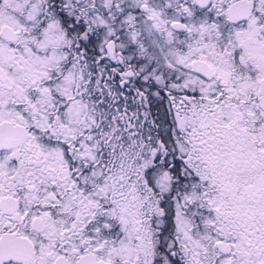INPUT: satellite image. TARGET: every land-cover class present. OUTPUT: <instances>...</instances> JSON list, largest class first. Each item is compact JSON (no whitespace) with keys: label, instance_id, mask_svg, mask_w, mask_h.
<instances>
[{"label":"snow or ice","instance_id":"snow-or-ice-1","mask_svg":"<svg viewBox=\"0 0 264 264\" xmlns=\"http://www.w3.org/2000/svg\"><path fill=\"white\" fill-rule=\"evenodd\" d=\"M0 264H264V0H0Z\"/></svg>","mask_w":264,"mask_h":264}]
</instances>
